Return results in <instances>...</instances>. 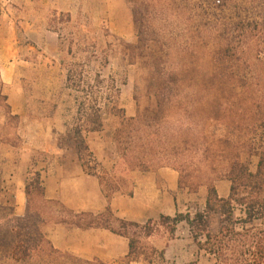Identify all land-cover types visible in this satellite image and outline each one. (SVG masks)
I'll list each match as a JSON object with an SVG mask.
<instances>
[{"label": "trees", "instance_id": "obj_1", "mask_svg": "<svg viewBox=\"0 0 264 264\" xmlns=\"http://www.w3.org/2000/svg\"><path fill=\"white\" fill-rule=\"evenodd\" d=\"M126 2L131 10L135 28L134 43L118 38L108 27L104 29L107 46L103 48L78 32L80 28L85 29L84 27H76L75 31L70 30L69 38H66L57 24H70L73 19L70 12L59 9L53 10L48 28L58 33L59 44L63 41L68 43L67 51L72 57L68 63L63 61L68 65L65 89L68 90V99L72 98L70 100L73 103V109L68 110L73 111L70 113L72 132L68 134L73 137V146L83 170L98 178L108 204L103 211L95 213L76 210L60 199L47 197L42 173L37 165L39 161H44L47 171L54 173L56 162L46 150L40 149L39 156L31 158L32 164L25 179L24 212L18 214L13 210L10 214L0 215V226H4L6 230L4 232L0 230V264H110L99 257L88 259L55 246L49 229L58 225L69 231L104 229L126 238L128 252L119 264L139 262L155 264L156 260L165 262V250L146 244L144 240L151 237L160 227L174 234L182 222L189 226L190 234L198 247L214 257L215 264H264V132L255 134L252 132L251 124L247 125V133L238 145L233 146L234 148L221 149L215 153L216 155L207 156L226 160L221 167L216 169L212 167L211 171L217 174L216 179H227L230 182L228 197H221L214 181H211L208 184L205 205L198 206L194 213L177 211L175 215L161 214L159 219H149L144 223L128 220L110 206L109 202L115 195H133L134 171H155L161 167H170L179 173V188L186 186L183 154L187 149L182 145L184 141L181 144L175 142L172 148L167 146L166 133L163 132V122L166 123V119L156 113L142 118L127 114L126 108L120 103L123 87L128 83L127 73L126 69L114 70L110 66L108 47L113 48L114 43L109 37L116 38L125 46L128 64L133 65L144 52L151 51L150 55L154 56L153 43L157 42L156 34L157 32L164 34L166 38L163 40L162 51L166 56L177 55L181 60V66L178 73L170 67L169 73L166 71L168 69L165 66L166 61L161 59L158 61L156 69L160 75L155 74L151 81V87L158 98V107L163 106L166 101L171 104L174 99L183 100L190 94L197 93L198 88L195 90L190 85L181 88L173 82L171 84L159 82L166 81L167 78L172 79L174 74L186 71L185 60L188 52L201 42L205 44L203 37L205 32L203 33L202 27L191 36L174 33L182 26L183 18L186 19V10L180 5L179 0H126ZM197 7L202 8L201 4ZM253 23V31L261 34L263 25L259 20ZM249 35L246 30H241L237 42L234 40L225 46H219L217 59L211 61L214 71L207 76L215 79L219 74L221 78L227 77L229 80H234L239 73L245 80L264 77V72L258 69V64L264 61V55H261V52L252 57L246 55L249 53ZM176 47L184 52L180 53ZM192 54L194 52L189 53ZM250 57L256 61L254 67L250 64L253 72H244L241 65L249 67ZM167 64L176 65L175 62ZM222 67L227 69L226 72L219 69ZM107 68L110 69V74L105 75L104 71ZM262 84L264 83L232 87L213 83L209 89L220 91L224 99L235 105L247 102L240 99L244 94L241 90L255 88V99L250 101L252 107L248 110L255 111L260 120L264 118ZM25 91L28 97L26 87ZM1 98L5 102L8 119L21 120V116L12 114L7 95L1 94ZM111 118L119 119L114 132H110L119 157L115 165L107 169L90 148L86 135L90 132L103 131L107 120ZM186 119L185 110L178 119L180 123L178 135L180 132H186L184 129ZM202 139L205 137L202 136ZM4 142L7 141L0 140V144ZM243 154L258 156L255 171L251 170L249 161L242 159ZM238 211L239 216H236ZM212 213L219 214L222 219L217 232H213L210 225L209 217ZM257 221H260V226L256 224Z\"/></svg>", "mask_w": 264, "mask_h": 264}, {"label": "rangeland", "instance_id": "obj_2", "mask_svg": "<svg viewBox=\"0 0 264 264\" xmlns=\"http://www.w3.org/2000/svg\"><path fill=\"white\" fill-rule=\"evenodd\" d=\"M70 3L73 7L71 13L73 22L57 24L66 38H69L70 30L75 31L76 27H84L85 29L80 28L78 32L86 36L89 41L97 42L103 48L107 46L104 29L108 27L118 38L128 43L136 42L131 10L126 0H15L14 7H11L14 17L17 19L28 18L37 25L40 30L39 45L42 49L40 46L31 48L28 40L21 34L19 35L22 57L33 59L35 63L26 68L23 65L25 63L21 62L18 68V76L22 81L24 90L26 87L28 92V97L25 96L28 110L21 120L8 119L6 116L5 102L1 98L5 88L0 82V111L2 115H5L0 122V140L7 141L0 144V215L10 214L13 210L18 214L24 212L26 204L25 182L19 171V163L20 160H23L24 165L28 162V166H30L32 164L31 158L38 157L40 149L45 150L48 133L60 124L58 116L52 120L59 104L62 108L60 117L62 115L66 122L69 121V126L66 125L65 129L61 131L65 134L61 137L60 143L66 147L73 146V139L71 140L73 137L70 133L68 134V132H72L70 113L73 112L68 110L73 109V103L72 98L70 100L67 97L66 82H63V77L68 68V65L64 64L63 61L68 63L72 57L67 51L68 43L63 41V44H59L56 65L51 69L46 68V63L51 65L47 58L50 57L48 56L50 50L44 43L42 36L43 32L50 27L49 20L53 10L57 6H65V4ZM179 3L186 10V19L183 18L182 26L174 33L191 36L195 35L199 27H202L204 28L203 33L205 32L203 36L205 44L201 42L188 52V57L185 60L187 62L186 71L181 74H174L172 79L167 78L166 81L159 83L171 84L173 82L181 88L190 85L195 90L198 88L197 93H192L183 100L174 99L171 104L166 101L163 106L158 107V98L151 87V81L155 74L159 73L158 75H160L156 69L158 61L160 59L166 61L165 66L168 68L166 71L169 73L170 67L178 73L177 71L181 66V60L177 55L166 56L165 52L162 51L164 48L163 40L166 38L162 32H157V42L153 43L155 57L150 55L151 51L144 52L141 57L137 58L135 64L129 65L125 46L113 37H109V40L114 43V47H108V53L110 66L114 70L126 69L128 83L123 87L120 103L126 108L127 114L142 118L145 115L151 116L156 113L159 117L166 119V123L163 122V132L166 133L167 146L172 148L174 146L172 144L175 142L181 144L184 141L182 145L187 151L183 154V164H185L187 183L186 186L179 188V197L182 203L180 212L190 211L194 213L198 206L204 205L208 184L211 181H214L215 185L222 182L223 184H230L227 179H216L217 174L211 171L212 167L215 169L221 167L224 162L226 163V160L208 158V154L216 155L215 153L221 149L234 148L233 146L238 145V142L247 133L246 127L249 124H251L252 132L255 134L264 132V118L258 120V114L248 110L252 107L250 101L255 99V88L250 87L241 90L244 94L240 99L247 102L235 105L224 99L220 91H210L209 89L213 83L232 87L255 85L256 83H264V77L245 80L241 78L239 73L234 80H229L227 77L221 78L219 74L215 79L207 76L214 71L211 61L217 59L219 46H225L234 40L237 42L241 30L250 33L249 53L246 55L252 57L260 52L261 55H264V0H179ZM198 4H201L202 8L199 9ZM122 17L130 25V31L127 35L126 33L124 35L116 33L118 30L117 22H120ZM255 20H259L263 25V30L259 35L252 29ZM177 50L180 53L184 52L180 48ZM192 52L194 54L189 55ZM251 57L248 59L249 67L241 65L245 70L244 72H253L250 64L251 67H254L256 61H253ZM173 62L176 65L167 64ZM59 66H61L63 73ZM219 69L223 72L227 70L223 67ZM258 69L264 72V61L258 64ZM104 74H110V69L107 68ZM24 93L26 95V91ZM185 110L187 111L186 126L184 127L186 132H180L178 135L177 129L180 126L178 119ZM118 124L119 119L107 120L103 132L110 136V132H114ZM202 136L205 139H202ZM242 159L250 162L252 171L256 170L259 160L257 155L243 154ZM177 174L179 178V173L177 172ZM236 216H239V211ZM209 221L212 230L217 232L222 224L221 216L212 213ZM256 224L260 226V221H257ZM0 227L2 232L6 231L4 226ZM49 231L55 246L61 247L66 244L67 229L65 227L58 225L50 228ZM171 241L173 243L169 254L166 256V261L156 260L155 264H189L191 262L215 264L214 257L198 247L190 234L189 226L185 222L178 225L174 234H170L169 231L160 227L151 237L144 240L146 244H152L158 249H164L165 244ZM67 243L76 250L79 248L78 251L85 255L84 258L91 259L89 256L94 254L91 239L76 238ZM97 247L106 254L120 253L122 250V244L114 240L106 242L102 247L99 245ZM123 257L107 258V261L110 264H119L122 263ZM137 264L148 263L139 262Z\"/></svg>", "mask_w": 264, "mask_h": 264}, {"label": "crops", "instance_id": "obj_3", "mask_svg": "<svg viewBox=\"0 0 264 264\" xmlns=\"http://www.w3.org/2000/svg\"><path fill=\"white\" fill-rule=\"evenodd\" d=\"M14 2L15 0H0V82L5 88L2 94L7 95V102L10 105L12 114L23 117L28 107L24 86L18 76V68L21 62L25 63L23 65L26 68L35 63L33 59L22 57L19 35L21 34L28 40L31 48H36L40 46V30L32 20L14 17L11 11V7H14ZM72 3L65 4V6H57L55 9L72 13ZM120 19V22H117L118 30L116 33L119 35L126 33L127 35L130 31V25L127 24L124 17ZM42 36L44 37V43L50 50V53L49 51L46 52L49 53L48 56L50 57L47 58L51 65L49 66L46 63V68L51 69L56 65L59 35L57 32L47 29ZM40 48L42 49L41 46ZM40 53L42 52L40 51ZM59 69L63 73L61 66H59ZM63 82H66V75L63 77ZM61 110L60 104L57 105L52 120L55 116H58L60 124L48 133L45 148L48 154L55 158L56 170L54 173L48 172L44 161H39L37 165V168L42 173L46 195L49 198L60 199L76 210L101 212L106 208L108 202L101 191L98 178L85 173L74 146L66 147L60 143L61 137L65 134V132L61 131L66 127L64 117L62 115L60 117ZM2 117L4 118L5 115H2L0 111V122L3 120ZM86 140L103 165L107 169H111L119 157L117 146L113 139L106 132L101 131L90 132L86 135ZM19 164V171L25 182L29 168L28 162L24 165L23 160H20ZM133 177L135 181L133 195H115L109 202L110 206L120 216L128 220L144 223L149 219H159L161 214L175 215L177 211L181 210L182 203L179 197L176 170L170 167H161L155 171H134ZM216 188L221 197L226 198L229 196L230 184L218 183ZM65 235L66 244L60 248L67 249L83 257L85 255L78 251L79 248L76 250L67 242L74 241L76 238L91 239L94 254L90 255L89 258L99 257L107 260V258L124 256L128 252V241L126 238L104 229L90 231L67 230ZM113 240L122 244L120 253L106 254L101 248L97 247L98 245L102 247L106 242H112ZM172 243L171 241L164 246L166 256L169 254Z\"/></svg>", "mask_w": 264, "mask_h": 264}]
</instances>
